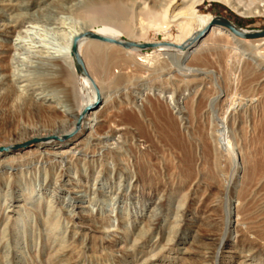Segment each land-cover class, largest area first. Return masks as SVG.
<instances>
[{"label": "rangeland", "instance_id": "374dc122", "mask_svg": "<svg viewBox=\"0 0 264 264\" xmlns=\"http://www.w3.org/2000/svg\"><path fill=\"white\" fill-rule=\"evenodd\" d=\"M169 1L171 18L185 13L191 0ZM0 4L26 5L12 14L43 13L69 27H99L82 20L80 0ZM193 7L243 29L264 27V0H202ZM9 20L0 17V68L19 56L14 73L41 88L34 69L43 64L13 45L18 38L53 48L61 42L57 30L27 20L19 28L24 33L15 36L2 31ZM170 25L150 26L135 42L173 40L180 29ZM194 46L134 50L130 56L113 45L115 55L99 80L103 95L97 105L106 103L92 129L72 139L52 134L48 141L0 153L4 161L45 144L26 167L6 164L0 170V249L14 251L13 258L0 254V264H48L60 247L69 250V264H264V43L222 35L209 37L200 50ZM36 50L34 55L48 54ZM14 106L0 111L1 143L50 134L65 120L57 108L36 104L9 116ZM63 124L69 129L71 120ZM113 126L123 128L119 138L90 143V134L101 136ZM71 144L72 164H41L43 156L52 159L50 152ZM28 180L33 191L24 186ZM11 228L14 242L8 240ZM136 240L142 245L132 252Z\"/></svg>", "mask_w": 264, "mask_h": 264}, {"label": "bare ground", "instance_id": "6f19581e", "mask_svg": "<svg viewBox=\"0 0 264 264\" xmlns=\"http://www.w3.org/2000/svg\"><path fill=\"white\" fill-rule=\"evenodd\" d=\"M197 1L202 0H191L190 4L188 5L189 7H186L187 10L185 11V13L182 14V11L175 12L172 14L171 18H169V9L173 4V1L169 0H80L81 6L79 7L78 14L82 18V20L84 19V21L88 22L89 24L99 25L97 29H90V27H69L66 26L64 22L60 20L58 21L54 18H49L43 13L35 14L18 11L12 14L14 7L19 10L18 8L21 9L26 5H21L22 3L18 5L0 4V17H8V19H10L7 25L4 26V29L2 28V31L4 33H10L14 34L15 36H20L21 33L24 32L19 28L23 26L25 22H28L27 20H32L36 22H42L44 26L49 25L51 28L56 29V33L59 35L58 39L61 41L55 46H53L52 43H49L53 46L52 48L47 45L23 42L18 38L15 39L16 43H14L13 47H15L16 50L28 55L30 54L31 58H35L38 63H41V65L43 64L41 67H38L39 69H34V74L41 77L43 83L41 88H33L31 86L30 80H22V77L18 73H14L12 63L18 65L21 62V59L19 58V56L14 57V55H12L11 57L13 59V62H10L9 67L4 70L0 68V111L4 110L3 106H5L6 104L12 103L13 105H15L14 112L11 111L12 113H10L9 116L13 117L15 114L19 115L21 113V110L26 106H33L36 104L44 108L52 107L55 110L57 108V110H59L63 114V118L65 119L64 122L66 120H71L69 129H65L63 126L64 122H62L61 129L52 131L50 132V134H41L39 132H37L38 134L31 133V135H29L25 139H9V141L7 142H0V147H6L15 143L25 142L28 139L30 140L32 138H45L51 136L52 134L60 135L64 133L67 136V134L73 130L72 127L74 126V124L77 123L83 107L85 105L94 106L98 101V97L100 98L103 95L99 80L103 74L106 75V71L109 66V57L115 55L116 51L113 48V45L115 44L88 38L85 36L86 33L91 32L105 38H111L120 41H129L123 39L122 34H125L128 39H134L133 42H135L139 41V36L150 26H155V29L159 30L166 29L171 26L170 24H174L180 29V34H178L173 40L158 42L144 40L140 43L161 44L157 48L158 51H180L175 49V46L183 45L185 46V48L188 47L189 42L193 38L194 34L198 31H201L208 23H210L211 19L213 18L209 14L202 15L194 10L193 4ZM149 3H151V5H149ZM191 24L197 25V28L194 29L189 27L191 26ZM222 35H227L233 40L235 38L239 39L232 35L226 29H223L219 26H211L207 35L201 41H199L196 46H194V50H200L209 37H217ZM75 38L79 39L77 42V52L79 53V56L83 62L85 71L96 86L99 96H97L96 91L94 90L93 85L91 84L89 79L84 76H78L76 73L73 58L71 56V49ZM251 41H254V46H258L264 43V38ZM116 46H120V48L122 47L121 45ZM30 48H34L35 50H30ZM37 48H44L48 54L46 56L34 55V53L40 52V50H36ZM122 49H125V52H123L125 55L130 56L132 53L131 51L139 50L136 48L126 49L123 47ZM263 49L264 47L261 48V50ZM241 53L246 54V50H241ZM259 53L260 52H257L256 54ZM143 58L144 57H140L137 59L140 62H145V60L143 61ZM145 59H147V57H145ZM24 82L26 83L23 84ZM168 99H171V96H169ZM51 101H54L55 105H50ZM100 103V105L92 107L87 112L82 120L80 130L78 132H75L71 136H67V138H75L82 130L89 128L92 129V127H94V124L96 123L95 121L97 120L98 109L100 106L102 107L105 105L106 100H100ZM171 104H174V102L172 101ZM122 129L123 128H121V126H113L110 130H108L101 136L97 135L95 137V134H90V143L92 142V140H96L98 141V145L103 144V142H105L107 139L113 140V138L117 136V138H119V134ZM59 142L57 143L58 148L62 145L59 144ZM73 144L62 148V150H59L57 152H50L51 154H53L52 159H47L42 155L43 157L40 161L41 164H46L48 166L52 163V160H54L53 163L57 162L59 166L62 163L67 165L68 163L72 164L71 160L67 158L69 156L68 154L71 153L70 148H74L75 146ZM44 145L45 144H41L36 146L35 148H27L25 150L19 151L18 153H13L8 157L6 156V160H0V170L6 164H9L10 168L14 170L26 167L27 165L35 161L37 157L41 156L40 151L44 150L42 149ZM24 186H28L27 188H31L32 182L29 180L24 181ZM22 188L24 189V187ZM31 190L33 191V187L31 188ZM5 200L8 199L5 198ZM154 220L156 221L155 218ZM57 221L55 223H57ZM16 237L17 232L14 228H11L8 233V240L14 242L16 240ZM136 245L141 246V240H138L136 242L135 247L132 248V252H135L138 248L136 247ZM59 250L60 254L56 255L54 261H50L48 264H64V262H70V258H68L69 250L65 249V247H60ZM13 252L14 251L9 253L6 248L4 249V247L0 249V254H4L5 256L10 255V257L12 258L14 257ZM81 261L82 259H80L78 263ZM94 263L100 264L99 262Z\"/></svg>", "mask_w": 264, "mask_h": 264}, {"label": "water", "instance_id": "95a60500", "mask_svg": "<svg viewBox=\"0 0 264 264\" xmlns=\"http://www.w3.org/2000/svg\"><path fill=\"white\" fill-rule=\"evenodd\" d=\"M211 26H219L223 29H226L235 37H237L239 39H243V40H257L260 38H264V27L256 29V30L243 29V28L237 26L232 21H230L228 18H225L222 16H214L211 19L210 23H208L205 26V29L198 31L194 34L193 38L189 42L188 47H190L191 45H196L203 37H205L207 35V33L209 32ZM85 36L88 38H92V39L101 41V42H107V43H111V44H115V45H121L123 48H126V49L136 48L139 50H143V49H149V48H157L161 45L158 43H136L133 41H120V40H115V39H111V38L101 37V36H98V35L93 34L91 32L86 33ZM78 40H79L78 38L74 39L72 49H71V56L73 58V63H74L76 73L78 76H84V77L88 78L89 81L91 82V84L93 85V88L96 91L97 96H99L98 90H97L96 86L94 85L93 81L91 80V78L89 77V75L87 74V72L85 71V68L83 66V62L79 56V53L77 52ZM188 47H186V48H188ZM175 49L182 50V49H185V46H183V45L175 46ZM97 104H98V101H97V103H95L94 106H96ZM94 106L85 105L83 107V109L80 112L78 121L75 125V128L70 133H68L67 136H69V135L71 136L75 132L79 131V129L82 125L83 118L85 117L87 112ZM67 136L66 135L63 136L62 139L66 138ZM48 140L49 139H47V138H35L29 143L16 144V145H11L9 147H0V153H3L5 151H9V150H13V149L24 148L28 145L35 144L38 142H45Z\"/></svg>", "mask_w": 264, "mask_h": 264}]
</instances>
